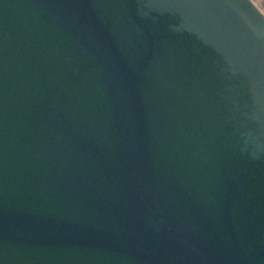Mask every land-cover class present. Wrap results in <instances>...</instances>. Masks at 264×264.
<instances>
[{
    "label": "water",
    "instance_id": "obj_1",
    "mask_svg": "<svg viewBox=\"0 0 264 264\" xmlns=\"http://www.w3.org/2000/svg\"><path fill=\"white\" fill-rule=\"evenodd\" d=\"M0 264H264L253 0H0Z\"/></svg>",
    "mask_w": 264,
    "mask_h": 264
},
{
    "label": "rangeland",
    "instance_id": "obj_2",
    "mask_svg": "<svg viewBox=\"0 0 264 264\" xmlns=\"http://www.w3.org/2000/svg\"><path fill=\"white\" fill-rule=\"evenodd\" d=\"M259 7L260 9L264 12V0H253Z\"/></svg>",
    "mask_w": 264,
    "mask_h": 264
}]
</instances>
